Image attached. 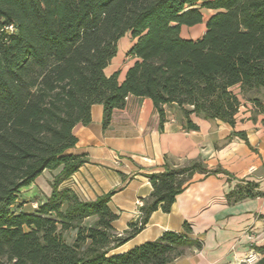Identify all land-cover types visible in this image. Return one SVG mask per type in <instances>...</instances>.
<instances>
[{
  "label": "trees",
  "instance_id": "trees-1",
  "mask_svg": "<svg viewBox=\"0 0 264 264\" xmlns=\"http://www.w3.org/2000/svg\"><path fill=\"white\" fill-rule=\"evenodd\" d=\"M210 15L203 20V13ZM204 24L197 39L182 27ZM129 34L134 63L124 80L104 74ZM237 89V93H235ZM148 99L162 127L165 108L190 117L235 126L241 106L251 119L264 114V0H0V264H170L200 244L166 231L131 250L112 253L137 235L155 211L168 213L199 162L165 166L147 177L152 191L139 221L117 233L108 207L114 194L82 201L63 182L87 163L67 155L77 142L72 131L91 122L93 105L103 109L102 129L126 100ZM248 145L243 132H234ZM60 173L51 193L32 213L19 194L44 171ZM264 197L257 184L241 181L228 202ZM96 217L90 225L85 219ZM183 230L190 232L187 223ZM74 231L72 244L63 234ZM254 264H264V245Z\"/></svg>",
  "mask_w": 264,
  "mask_h": 264
},
{
  "label": "crops",
  "instance_id": "crops-1",
  "mask_svg": "<svg viewBox=\"0 0 264 264\" xmlns=\"http://www.w3.org/2000/svg\"><path fill=\"white\" fill-rule=\"evenodd\" d=\"M120 53L117 48L116 56L104 70L106 76L117 72L119 83L135 61L127 57V64L119 67L115 59ZM251 111L250 104L241 106L234 128L217 120L191 116L196 129L187 130L180 110L167 107L160 127L150 100L129 97L123 109L113 111L110 124L103 131L102 106L93 105L90 124L73 128L77 142L66 151L67 155L83 156L87 163L71 176L75 185L66 180L61 187L72 189L82 201H95L114 192L108 207L117 215L112 226L121 234L130 222L138 221L141 207L136 204L143 206L152 191L149 175L162 173L165 166L202 163L208 171L219 172L195 173L168 213L153 212L145 227L112 253H125L170 231L200 244V248L186 249L170 264H239L249 250L264 245V197L238 202L226 199L241 181L257 184L258 191L264 194V114L254 115L252 120ZM234 132H243L248 145ZM61 170L62 167L44 171L23 188L24 212L32 213L45 201L51 193L50 183ZM96 219L89 217L84 225L90 226ZM184 223L189 225V233L183 230ZM74 237V231L63 234L67 244H72Z\"/></svg>",
  "mask_w": 264,
  "mask_h": 264
},
{
  "label": "rangeland",
  "instance_id": "rangeland-1",
  "mask_svg": "<svg viewBox=\"0 0 264 264\" xmlns=\"http://www.w3.org/2000/svg\"><path fill=\"white\" fill-rule=\"evenodd\" d=\"M209 15H210V12H204L203 20L206 21ZM203 31H204V24H200L192 28L182 27L180 30V35L184 39L195 40L202 35ZM131 45H132V41L129 37V34H126L122 39L119 40L117 44V48L121 53H120L119 59L117 58L115 59V61L118 60L117 63L119 67L123 68L127 64L128 60H127L126 53L129 50ZM19 202L23 204V189L20 191V194H19Z\"/></svg>",
  "mask_w": 264,
  "mask_h": 264
},
{
  "label": "built area",
  "instance_id": "built-area-1",
  "mask_svg": "<svg viewBox=\"0 0 264 264\" xmlns=\"http://www.w3.org/2000/svg\"><path fill=\"white\" fill-rule=\"evenodd\" d=\"M69 184L75 185L76 181L73 179V177H70L68 179ZM139 208L142 207V204L140 202H137L136 204ZM138 215V221L140 220L141 217V212L137 213ZM260 255L253 249L249 250L247 255L239 262V264H254L258 261Z\"/></svg>",
  "mask_w": 264,
  "mask_h": 264
}]
</instances>
